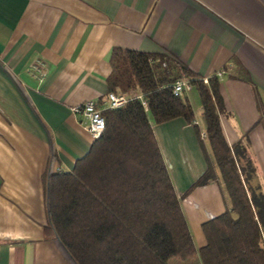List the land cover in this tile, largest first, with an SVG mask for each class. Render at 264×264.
Instances as JSON below:
<instances>
[{
	"label": "crops",
	"instance_id": "obj_1",
	"mask_svg": "<svg viewBox=\"0 0 264 264\" xmlns=\"http://www.w3.org/2000/svg\"><path fill=\"white\" fill-rule=\"evenodd\" d=\"M113 48L164 55L203 79L220 73L224 141L239 145L247 188L264 195V0H0V264H74L46 229L45 181L92 143L70 108L107 94ZM183 98L191 123L147 120L199 249L200 225L229 204L215 167L195 186L199 141L213 159L194 88Z\"/></svg>",
	"mask_w": 264,
	"mask_h": 264
},
{
	"label": "trees",
	"instance_id": "obj_2",
	"mask_svg": "<svg viewBox=\"0 0 264 264\" xmlns=\"http://www.w3.org/2000/svg\"><path fill=\"white\" fill-rule=\"evenodd\" d=\"M109 68L106 92L140 93L147 112L131 100L102 113L103 131L86 154L70 171L46 178V229L74 264H167L192 258L198 264H264V195L247 188L249 175L236 161L239 145L229 148L224 141L217 79L204 83L172 58L120 48L111 50ZM178 79L197 94L213 159L199 141L206 168L195 186L215 180V167L229 204L200 225L204 245L199 249L147 120L149 115L154 124L178 118L191 123L185 99L171 94L170 85Z\"/></svg>",
	"mask_w": 264,
	"mask_h": 264
},
{
	"label": "built area",
	"instance_id": "obj_3",
	"mask_svg": "<svg viewBox=\"0 0 264 264\" xmlns=\"http://www.w3.org/2000/svg\"><path fill=\"white\" fill-rule=\"evenodd\" d=\"M164 66V64H162ZM220 73H216L215 77H219ZM206 83V79H203ZM189 83L184 79H178L170 85L171 94L174 97L182 98L190 89ZM131 100H137L143 110L147 112L145 101L140 93L130 95L122 93H107L98 101H84L79 105L70 108L72 116L78 117L77 125L91 138L97 139L103 131L104 119L102 113L109 110L121 108L125 103ZM196 124V123H193ZM199 139L205 140L204 131L199 132Z\"/></svg>",
	"mask_w": 264,
	"mask_h": 264
},
{
	"label": "rangeland",
	"instance_id": "obj_4",
	"mask_svg": "<svg viewBox=\"0 0 264 264\" xmlns=\"http://www.w3.org/2000/svg\"><path fill=\"white\" fill-rule=\"evenodd\" d=\"M261 246L264 247V230H261ZM194 240L196 238L194 237ZM167 264H198L197 260L195 258L189 259L187 261H179V260H170Z\"/></svg>",
	"mask_w": 264,
	"mask_h": 264
}]
</instances>
